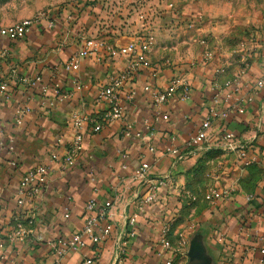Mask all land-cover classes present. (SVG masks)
I'll list each match as a JSON object with an SVG mask.
<instances>
[{
    "label": "crops",
    "instance_id": "obj_1",
    "mask_svg": "<svg viewBox=\"0 0 264 264\" xmlns=\"http://www.w3.org/2000/svg\"><path fill=\"white\" fill-rule=\"evenodd\" d=\"M218 29L223 36L216 37V49L211 52L200 49L192 66L179 65L161 56V42L155 39L153 51L148 55L151 68L132 74L120 91L123 120L108 124L100 133L88 132L75 166L66 171H60L49 159L53 153L63 154L64 146H54L58 137L63 136L64 145L71 139L70 113L78 110L103 118L107 109L95 101L98 88L106 85L112 75L124 71L130 58L97 63L92 57L84 60L75 73L66 72L63 63L86 39H96L115 49L124 48L136 39L81 37L73 28L61 24H55L51 30L43 24L34 26L24 40L16 43L0 39V52L8 54L0 64V83L8 84V94L0 95V129L2 139L13 138L15 150L11 157L6 156L5 150L0 151V233L13 225L15 194L21 176L36 166L50 168L47 190L33 203L36 212L33 237L25 244L7 247L2 252L4 264H82L91 258L95 264H112L115 236L125 230L126 218L135 213L136 198L146 194L144 186L138 188L131 180L142 163L149 165L153 179H161L171 171L177 188L174 192L168 185L162 186L157 202L138 217L136 236L128 244L125 264L159 263L157 240L163 223H171V242L180 253L178 264H188L192 258L204 264H230L231 254L251 245L240 229L260 228L264 222V85L252 91L258 80H264V21L256 24L244 46L231 38L237 27ZM99 56L104 59L106 54L100 50ZM37 75L43 83L55 75L61 90L72 92V97L51 105V93L41 96L39 88L30 91L15 82V78ZM174 77L190 85V100L179 102L173 98L162 112L168 120L146 130L145 122L151 124L155 115L149 91L165 88ZM235 82L239 93L225 102L224 95L230 91L226 85ZM76 84L80 91L75 90ZM131 92L134 98L127 101ZM216 97L218 108L229 111L228 118L212 124L208 140L201 148H188L187 141ZM237 99L241 104L233 108ZM22 106H28L30 112L23 125L15 127V112ZM124 123H131L135 131L141 132V139L123 138ZM224 129L251 147L257 156L254 166L263 177L252 190L246 184L251 179L249 167L243 168L236 155L227 152L219 140ZM169 148L177 149L181 155L172 170L173 158L166 153ZM10 160L16 162L15 167L9 165ZM218 189H229L230 200L207 203L203 199L208 191ZM248 195L254 196L251 203L246 202ZM93 196L100 203L114 202L112 240L99 250L86 242L84 248L69 252L57 262L50 244L67 240L82 228L85 204ZM190 197L192 201L188 203ZM67 214L69 218L65 219ZM35 238L41 240L35 242ZM247 262L246 258L242 264Z\"/></svg>",
    "mask_w": 264,
    "mask_h": 264
},
{
    "label": "built area",
    "instance_id": "obj_2",
    "mask_svg": "<svg viewBox=\"0 0 264 264\" xmlns=\"http://www.w3.org/2000/svg\"><path fill=\"white\" fill-rule=\"evenodd\" d=\"M39 24H43L48 30L54 28L55 23L51 21L42 20L37 24L31 22H23L7 27L0 28V39L8 41L9 43H16L24 40L29 34L30 30ZM206 38L200 41L201 45H205ZM155 46V39L152 35L144 36L141 39L133 41L124 48L115 49L108 47L96 39H86L83 41L82 47L76 52L72 53L66 62L63 63L62 68L68 73H75L79 70L81 63L89 58L94 57L97 63H105L108 59L112 60L118 57H129L130 61L126 69L115 75H112L106 85L100 86L96 94V103L106 107L107 111L103 118L87 115L78 110L70 113L69 117V132L71 139L67 145H64L63 136L58 137L55 141V148L64 146L62 156L53 153L50 155L49 162L55 165L60 171L71 169L76 164V159L84 146V137L90 132L92 134L100 133L108 124L120 122L123 120L124 110L121 106L119 95L121 89L124 87L127 80L132 74H136L140 69H150L151 64L148 60V55L152 53ZM104 51L106 56H99V53ZM7 52H0V64L5 59ZM55 75L50 78L48 83H43L40 75L33 78H15V82L27 90L35 88L40 89L41 96L48 93L52 95L51 105L54 102L61 103L72 97V92H64L61 90L59 84L55 82ZM264 80H258L252 91L262 88ZM230 88L228 94L224 95V101H229L237 93H239V85L237 82L227 84ZM75 90L80 91L81 87L76 84ZM253 92V93H254ZM8 94L7 82L0 83V95ZM220 97V93L216 94ZM222 96V95H221ZM191 97L190 85L181 78H172L168 85L163 88H152L149 91L150 104L155 111V115L151 120V124L147 121L144 124L146 130H150L151 126L159 121H167L168 116L163 112L166 105L176 98L179 102H187ZM218 97L214 100V105L209 108L207 114L202 120L199 128L193 136L187 141L188 148H201L208 140V132L214 122L224 121L228 118L229 111L218 108ZM134 98V92H131L127 97V101ZM29 99V98H28ZM27 99V102H28ZM31 99V98H30ZM241 101L237 99V103L233 106L236 108ZM45 105V104H43ZM30 112L28 106L17 108L13 120L15 127L23 125L25 116ZM3 131L0 129V151L5 150V154L11 157L14 154L13 138H3ZM121 135L125 139L140 140L141 132L135 131L131 123H124ZM220 142H223L225 150L234 153L237 159L242 164L243 168H248L257 163V156L251 151V147L243 144L232 133L227 130H222L219 134ZM152 152V148H149ZM166 153L173 158L171 162V170L181 159L178 155V150L169 148ZM9 165L16 166L14 160L9 161ZM50 175V168L46 165L36 166L21 176L19 185L15 194L16 210L12 215L13 225L9 226L0 233V264H4L2 252L13 244H25L29 238L33 237V228L36 219V212L34 208V200L39 198L42 193L47 190L48 179ZM131 180L138 188L144 186L146 194L142 198H136L137 205L135 213L126 218V228L124 231L115 236L114 249L112 254V264H125L128 244L136 236L135 226L138 217L145 213L147 207L155 204L158 199V191L162 186L168 185L172 190L176 191V181L169 171L165 177L161 179H153L150 175V167L147 163H142L132 173ZM232 192L229 189H218L208 191L203 199L207 203H217L229 201ZM185 196H189L185 194ZM192 198L190 197L188 203ZM254 200L253 195L246 196V202L251 203ZM114 207L113 201L100 203L95 196L91 197L84 207V221L80 230L74 232L72 237L67 240L53 242L50 244L54 252L57 262L63 260L71 251L78 252L85 247L86 242L92 244L96 250H99L106 242L112 240L114 224L111 219V212ZM68 219V214L64 216ZM245 234V238L251 241V245L241 252L233 253L230 264H242L244 259H248V264H264V227L240 229ZM171 223H163L158 235L156 252L159 258L158 264H178L180 257L179 250L175 248L171 242ZM35 242H39L40 238H35ZM97 253V252H96ZM82 264H95L94 258L85 259Z\"/></svg>",
    "mask_w": 264,
    "mask_h": 264
},
{
    "label": "rangeland",
    "instance_id": "obj_3",
    "mask_svg": "<svg viewBox=\"0 0 264 264\" xmlns=\"http://www.w3.org/2000/svg\"><path fill=\"white\" fill-rule=\"evenodd\" d=\"M42 20L81 37L152 35L161 42V56L192 66L200 49H216V37L223 36L218 28L237 27L231 38L244 46L264 21V0H0V28Z\"/></svg>",
    "mask_w": 264,
    "mask_h": 264
},
{
    "label": "trees",
    "instance_id": "obj_4",
    "mask_svg": "<svg viewBox=\"0 0 264 264\" xmlns=\"http://www.w3.org/2000/svg\"><path fill=\"white\" fill-rule=\"evenodd\" d=\"M248 170H249V174H250L251 179H248L246 184L249 185L251 190H252L255 187V183L258 180H260L262 173L259 170H257V168H255L254 165L250 166L248 168Z\"/></svg>",
    "mask_w": 264,
    "mask_h": 264
},
{
    "label": "water",
    "instance_id": "obj_5",
    "mask_svg": "<svg viewBox=\"0 0 264 264\" xmlns=\"http://www.w3.org/2000/svg\"><path fill=\"white\" fill-rule=\"evenodd\" d=\"M188 264H204L202 262H198V260L196 258H192Z\"/></svg>",
    "mask_w": 264,
    "mask_h": 264
}]
</instances>
